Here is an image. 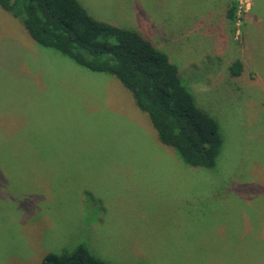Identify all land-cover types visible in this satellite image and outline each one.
<instances>
[{"label":"rangeland","instance_id":"rangeland-1","mask_svg":"<svg viewBox=\"0 0 264 264\" xmlns=\"http://www.w3.org/2000/svg\"><path fill=\"white\" fill-rule=\"evenodd\" d=\"M78 1L168 55L221 151L213 167L185 164L114 76L37 45L0 8V264L79 243L111 264L264 254V0H236L233 23L232 0Z\"/></svg>","mask_w":264,"mask_h":264},{"label":"trees","instance_id":"trees-1","mask_svg":"<svg viewBox=\"0 0 264 264\" xmlns=\"http://www.w3.org/2000/svg\"><path fill=\"white\" fill-rule=\"evenodd\" d=\"M227 6L225 17L233 23L237 1ZM0 8L16 18L37 45L56 50L90 71L114 76L146 113L159 142L174 149L185 164L215 165L223 143L218 122L196 104L175 63L141 33L95 18L78 0H0ZM227 70L230 76H239L242 61L231 60ZM249 255L242 261L260 264L264 258L251 250ZM38 264L111 263L79 243L44 254Z\"/></svg>","mask_w":264,"mask_h":264},{"label":"bare ground","instance_id":"bare-ground-1","mask_svg":"<svg viewBox=\"0 0 264 264\" xmlns=\"http://www.w3.org/2000/svg\"><path fill=\"white\" fill-rule=\"evenodd\" d=\"M240 9V8H239ZM242 24V23H241Z\"/></svg>","mask_w":264,"mask_h":264}]
</instances>
